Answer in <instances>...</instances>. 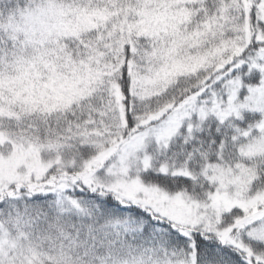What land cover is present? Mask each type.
Segmentation results:
<instances>
[{
    "label": "snow or ice",
    "instance_id": "obj_1",
    "mask_svg": "<svg viewBox=\"0 0 264 264\" xmlns=\"http://www.w3.org/2000/svg\"><path fill=\"white\" fill-rule=\"evenodd\" d=\"M0 264H264V0H0Z\"/></svg>",
    "mask_w": 264,
    "mask_h": 264
}]
</instances>
